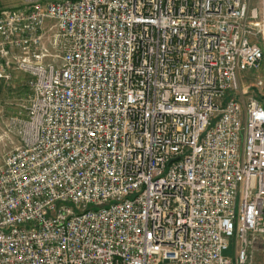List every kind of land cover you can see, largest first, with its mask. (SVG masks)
<instances>
[{"label":"built area","instance_id":"2783aa9c","mask_svg":"<svg viewBox=\"0 0 264 264\" xmlns=\"http://www.w3.org/2000/svg\"><path fill=\"white\" fill-rule=\"evenodd\" d=\"M16 74L0 264L247 263L264 237V1L22 0L0 10V81Z\"/></svg>","mask_w":264,"mask_h":264},{"label":"rangeland","instance_id":"374dc122","mask_svg":"<svg viewBox=\"0 0 264 264\" xmlns=\"http://www.w3.org/2000/svg\"><path fill=\"white\" fill-rule=\"evenodd\" d=\"M263 1L264 0H250V3L251 5L262 9ZM21 3L22 0H0V10L17 9L21 6ZM19 76L20 74L15 75L13 80L8 84L0 81V110H2L3 108H5L6 110V113H4V115L2 113L0 116V163L5 149L11 147V143L15 142L14 138L5 139L3 136V122L7 118L16 115H13V112H11V110L9 111V109L12 108L11 106L8 107L7 105L3 104L10 102V100L16 96V102L19 106L18 109L20 110L19 113H23V110L20 106L24 104L26 91L23 87L24 76L21 75L20 78ZM225 255L231 258L234 262V248L232 245L230 246L229 250L225 252ZM246 264H264V237L260 238L258 242H255L250 246L248 250V261Z\"/></svg>","mask_w":264,"mask_h":264},{"label":"crops","instance_id":"0c3cea01","mask_svg":"<svg viewBox=\"0 0 264 264\" xmlns=\"http://www.w3.org/2000/svg\"><path fill=\"white\" fill-rule=\"evenodd\" d=\"M16 75H18V74H16ZM21 76V75H20ZM20 76H19V78H20ZM16 96L15 97H13L11 100H10V102H7V103H4V104H6L8 107L9 106H11L12 108H10L9 109V111L11 110V112H13L12 114L14 115V114H19V112H20V110L18 109V104H17V102H16ZM3 108V107H2ZM8 109V108H7ZM2 113H3V115H4V113H6V110H5V108H3L2 110ZM8 111V112H9ZM10 112V113H11Z\"/></svg>","mask_w":264,"mask_h":264}]
</instances>
